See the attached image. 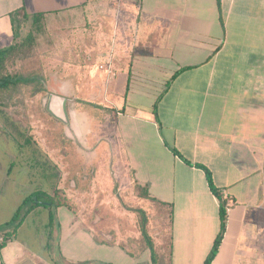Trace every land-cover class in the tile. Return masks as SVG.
<instances>
[{"label": "crops", "instance_id": "0c3cea01", "mask_svg": "<svg viewBox=\"0 0 264 264\" xmlns=\"http://www.w3.org/2000/svg\"><path fill=\"white\" fill-rule=\"evenodd\" d=\"M29 34L33 59L58 70L74 100L65 137L73 130L84 152L96 142L93 152L127 180L123 190L156 211L147 234L170 264H202L219 230V201L197 164L232 204L211 264L251 256V247L264 253V0H0V49ZM6 151L0 225L37 191L35 169H43L35 154ZM37 215L43 231L28 223ZM123 228H94L77 205L38 206L0 249V264H66L56 256L88 229L101 246L144 252L139 225Z\"/></svg>", "mask_w": 264, "mask_h": 264}, {"label": "rangeland", "instance_id": "374dc122", "mask_svg": "<svg viewBox=\"0 0 264 264\" xmlns=\"http://www.w3.org/2000/svg\"><path fill=\"white\" fill-rule=\"evenodd\" d=\"M17 45H19L18 52L6 62L4 72L29 77L31 81L0 92V135L3 136V132L6 131L10 138L6 147L3 144L4 140L0 139V149L8 150V153L14 156L17 155L16 150L19 148H22L24 152L35 154L33 161H38V165L43 169L36 165L39 169H35V180L32 183L34 190L50 193L53 187L58 186L59 188L55 190V193L58 192L61 196L58 202L82 208L94 228H97V225L98 227L103 224L111 225L113 221L114 224H123V229L127 232L137 229L139 215L136 209L141 208L133 190H123L121 187L123 183H127V180L119 176L117 178V175L110 170L108 155L101 161L102 156L96 155L93 150L84 152L83 148L77 147L73 141L65 137L62 123L46 111L45 91L62 93L64 77L60 76L58 70L45 72L42 63L33 59V48L29 44L23 41ZM12 140L20 143L21 147L15 148ZM26 160L25 158L24 161ZM10 162L11 157L0 154V166L8 167ZM231 206L232 204L229 205ZM62 211L65 210L62 209ZM155 212L147 213L144 210L147 221H153L156 218ZM64 214L62 212L59 216L62 226L66 220ZM44 222L42 215H37L28 223L34 230L43 231ZM166 223L164 220L161 224L164 227L168 225ZM153 224L156 223L153 222ZM252 225L254 226L255 223ZM5 230L6 226L0 225V234ZM54 230L58 232L57 224ZM85 234V236L82 235V239H72L68 243V247L63 252L65 257L59 254L56 257L60 260L64 259L66 264H71L68 256L80 258L82 262L77 264H151V261H148L150 250L144 241L142 245L146 247V250L134 254L125 252L122 249L125 246L119 245L114 248L101 246L94 237L91 238L90 229L86 230ZM106 238L109 239V236ZM248 240L240 241L244 243ZM255 240L257 239H252V243ZM56 241L57 239H54L52 247L55 246ZM248 249L253 252L251 256L237 253L232 264H264V253L259 251V248ZM153 251L154 263L152 264H170V254H161L157 247H153Z\"/></svg>", "mask_w": 264, "mask_h": 264}, {"label": "trees", "instance_id": "16d2710c", "mask_svg": "<svg viewBox=\"0 0 264 264\" xmlns=\"http://www.w3.org/2000/svg\"><path fill=\"white\" fill-rule=\"evenodd\" d=\"M39 16L41 17V15ZM35 19L39 21L40 18H38L35 15ZM31 42H32V37H31V34H29L25 38L24 43L30 45ZM18 46L19 45L14 44L6 48L0 49V92L3 90L9 89L11 87L17 86L19 84H23V83H27L31 81L29 77H25L22 75H15V74H5L4 72L6 62L9 61V59L14 53L18 52L17 51L19 48ZM30 47L32 46L30 45ZM196 166L205 171L209 189L217 197L219 201V208H218L219 230L202 263V264H211L215 255L217 254V251L219 249V246L222 242L223 236L226 231L227 208L229 207V201L228 199L224 197L223 193L213 185L212 180H211V175L208 169L200 164H197ZM55 190L52 194H48L44 191H34L30 193L27 197H25V199L21 202V204L14 211L11 218L3 224L4 226L9 227V229L4 234L0 235V237H2V240L0 241V249L3 248L6 242L12 238V236L16 233V230L19 227V225L23 222V220L28 215V213L35 207H38V206L57 207L61 205L69 206L68 203L64 204V203H60L61 201L58 202V199L61 196L58 195V192L55 193ZM136 212L139 215L138 225H139L140 232L147 246L151 250V258H152V262L154 263L153 243L150 237L148 236L147 230H146V225H147L146 215L144 213V210L142 209H136Z\"/></svg>", "mask_w": 264, "mask_h": 264}, {"label": "water", "instance_id": "95a60500", "mask_svg": "<svg viewBox=\"0 0 264 264\" xmlns=\"http://www.w3.org/2000/svg\"><path fill=\"white\" fill-rule=\"evenodd\" d=\"M67 95L65 93H51L46 103V111L56 120L67 127H72L73 117L67 110Z\"/></svg>", "mask_w": 264, "mask_h": 264}, {"label": "flooded vegetation", "instance_id": "af4514ba", "mask_svg": "<svg viewBox=\"0 0 264 264\" xmlns=\"http://www.w3.org/2000/svg\"><path fill=\"white\" fill-rule=\"evenodd\" d=\"M45 93L47 94V96H46V98H47V99H46V103H47L48 100H49V98H50V95H51L52 92H51V91H50V92H48V91L46 92V91H45ZM70 100H71L70 98L67 99V110H68L69 113H72L73 110H72L70 104H71L72 102H74V100H73V101H72V100L70 101ZM69 101H70V102H69ZM45 107H46V104H45ZM60 123H61V122H60ZM62 125H63V123H62ZM64 133H65V132H64ZM71 133H72V134H71V136H72V138H71L72 141L76 144L77 147H78V146H79V147H82V146H81V143H79V142L77 141L78 139H77V136H76L75 132H74L73 130H71ZM95 144H97V143L94 142V143H93V146H91L89 149H87V151L92 152V150H93L94 147H95ZM87 151H85V152H87Z\"/></svg>", "mask_w": 264, "mask_h": 264}, {"label": "built area", "instance_id": "2783aa9c", "mask_svg": "<svg viewBox=\"0 0 264 264\" xmlns=\"http://www.w3.org/2000/svg\"><path fill=\"white\" fill-rule=\"evenodd\" d=\"M101 67V66H100ZM2 240V237H0V241Z\"/></svg>", "mask_w": 264, "mask_h": 264}]
</instances>
